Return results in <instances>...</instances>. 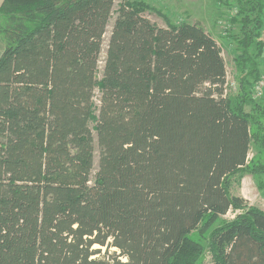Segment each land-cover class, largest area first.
Masks as SVG:
<instances>
[{
  "label": "trees",
  "instance_id": "trees-1",
  "mask_svg": "<svg viewBox=\"0 0 264 264\" xmlns=\"http://www.w3.org/2000/svg\"><path fill=\"white\" fill-rule=\"evenodd\" d=\"M114 2L0 6V264H194L192 233L230 210L210 233L214 264H264V210L231 192L252 142L264 147V117L225 94L222 47L201 23L159 25L134 0L121 1L99 79ZM255 2L254 17L239 12V51L258 73Z\"/></svg>",
  "mask_w": 264,
  "mask_h": 264
},
{
  "label": "rangeland",
  "instance_id": "rangeland-1",
  "mask_svg": "<svg viewBox=\"0 0 264 264\" xmlns=\"http://www.w3.org/2000/svg\"><path fill=\"white\" fill-rule=\"evenodd\" d=\"M122 0H115L112 14L109 19L108 26L103 38L102 51L98 62L97 77L103 76L106 52L109 39L111 36L113 24L118 14ZM144 3V15L159 25L165 26L167 21L173 23L181 22H199L205 29L214 36L216 41L222 47V53L225 58L227 70L228 97L232 104H241L243 111L251 116L263 118L264 110V52L260 56H256V48L253 45L248 48V55L256 57L259 60V72L253 70L251 63L243 62L242 49L243 42L239 44L244 33L241 26V6L245 5L243 10L254 17L259 9L257 0H134ZM264 2V0H262ZM163 15V16H162ZM264 20V9H263ZM264 24V22H263ZM264 41V25L261 29V37ZM241 50V52L239 51ZM245 64V65H244ZM244 82V86L240 81ZM258 86L261 87L259 93ZM101 90L97 87L94 91L93 103L94 113H98L100 104ZM244 101V102H242ZM238 104V105H239ZM96 124L95 120L89 121V127L94 137V166L91 177L93 178L98 170L100 147L97 141L96 130L93 128ZM255 128V125H253ZM231 192L235 195L244 197L250 204L256 205L264 210V147L257 142H252L249 156L248 166L243 172H238L232 176ZM237 211L230 210L226 214L213 219L210 223L203 225L200 230L192 233L191 238L201 245V251L194 264H214L213 254L210 245V233L215 227L224 224L235 216ZM98 247V245L96 246ZM105 250V248L103 249ZM118 251L117 248H112ZM126 261V257H122Z\"/></svg>",
  "mask_w": 264,
  "mask_h": 264
},
{
  "label": "crops",
  "instance_id": "crops-1",
  "mask_svg": "<svg viewBox=\"0 0 264 264\" xmlns=\"http://www.w3.org/2000/svg\"><path fill=\"white\" fill-rule=\"evenodd\" d=\"M4 2V0H0V6H1V4ZM1 22H2V18H1V16H0V25H1ZM213 36V35H212ZM214 37V36H213ZM4 47H5V43H4V41H3V39H2V37H1V35H0V55H1V53H2V51L4 50Z\"/></svg>",
  "mask_w": 264,
  "mask_h": 264
},
{
  "label": "built area",
  "instance_id": "built-area-1",
  "mask_svg": "<svg viewBox=\"0 0 264 264\" xmlns=\"http://www.w3.org/2000/svg\"><path fill=\"white\" fill-rule=\"evenodd\" d=\"M228 86H229V84L227 85V82H226V84H225V94H226V95L228 94V91H229ZM257 88H258V90H259V93H261V87L258 86Z\"/></svg>",
  "mask_w": 264,
  "mask_h": 264
}]
</instances>
